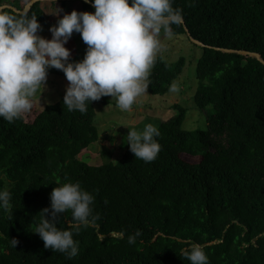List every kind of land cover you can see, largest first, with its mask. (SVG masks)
I'll use <instances>...</instances> for the list:
<instances>
[{"label":"trees","instance_id":"obj_1","mask_svg":"<svg viewBox=\"0 0 264 264\" xmlns=\"http://www.w3.org/2000/svg\"><path fill=\"white\" fill-rule=\"evenodd\" d=\"M30 1L0 0V7L37 16L41 33L48 26L41 2L25 14L13 11ZM77 1L81 12L94 11L90 0ZM172 6L183 16L171 26L173 36H186L202 51L194 102L212 111L206 128L183 129L186 110L174 104L175 114L156 127L160 150L153 161L135 158L125 143L116 162L89 165L78 155L98 141L94 106L108 105V96L82 114L63 105L64 91L39 111L31 100L30 111L11 123L0 118V190L10 193V208H0V264H190L184 253L193 243L208 264H264V64L220 50L264 60V0H172ZM184 66L182 56L173 63L155 56L147 92L168 94ZM48 76L64 74L50 68ZM65 182L90 192L99 215L98 228L73 234L79 251L71 259L45 249L34 233L53 187ZM57 220L59 229L72 226L70 211ZM121 230L122 237L113 234Z\"/></svg>","mask_w":264,"mask_h":264},{"label":"clouds","instance_id":"obj_2","mask_svg":"<svg viewBox=\"0 0 264 264\" xmlns=\"http://www.w3.org/2000/svg\"><path fill=\"white\" fill-rule=\"evenodd\" d=\"M89 2V0H85ZM93 12L64 14L49 27L51 39L38 35L42 26L37 16L12 14L0 10V118L11 123L32 108L31 97L44 88L48 70L63 72L67 86L63 105L68 111L85 113L92 101L103 96L115 98L116 107L129 110L136 98L148 88V77L155 56L161 47L159 35H173L171 26L179 25L183 16L173 8L172 0H90ZM79 33L86 44L80 61H70V50L64 45L73 33ZM173 83L170 91H176ZM160 135L152 124L141 130L131 129L126 143L135 158L151 162L160 150L154 137ZM50 205L40 211V222L34 233L45 249L66 254L71 259L78 254V241L73 234L81 226L98 228L99 215H93L94 196L79 182H65L53 187ZM0 208H10V193L0 190ZM71 212L72 226L59 229L58 214ZM46 216L48 218H46ZM123 236L121 230L113 233ZM140 235L127 237L134 244ZM12 247L18 243L11 239ZM190 264H208V257L199 244L193 243L184 253Z\"/></svg>","mask_w":264,"mask_h":264},{"label":"rangeland","instance_id":"obj_3","mask_svg":"<svg viewBox=\"0 0 264 264\" xmlns=\"http://www.w3.org/2000/svg\"><path fill=\"white\" fill-rule=\"evenodd\" d=\"M40 2L48 17V26L37 34L45 39H51L49 27L55 25L64 14L73 10L81 12L80 3L77 0H44ZM158 38L161 47L156 56L169 59L172 63L180 56L185 58V66L181 75L172 82L177 85V90L169 91L164 96L150 95L146 90V93L136 98L132 107L127 111L116 107L115 98L110 96H108V105L95 104V124L98 128L99 138L96 143L91 144L78 155V158L89 165H100L108 160L116 162L123 153L128 130H141L146 124L157 127L159 123L175 114L174 104L181 105L186 110V117L182 124L183 129L206 128V119L212 111L210 108L201 111L194 102V92L197 86L196 65L201 56V49L190 44L186 36L176 38L161 32ZM65 47L70 50V55L74 56L72 61H80L83 59L87 46L79 33L74 32ZM67 83L65 76H48L44 88L38 89L30 98L33 102L35 101L36 110L39 111L47 104L57 101L60 94L65 91Z\"/></svg>","mask_w":264,"mask_h":264},{"label":"water","instance_id":"obj_4","mask_svg":"<svg viewBox=\"0 0 264 264\" xmlns=\"http://www.w3.org/2000/svg\"><path fill=\"white\" fill-rule=\"evenodd\" d=\"M40 1H44V0H31L29 3H27L25 5V7L19 11L15 8H13V11H15L16 13H22V14H25L27 13L31 6L37 2H40ZM5 8H11V6H1L0 7V10H3ZM183 22V21H182ZM187 30V29H186ZM190 40L195 43L196 45H199V46H203V44L197 40H195L194 38L190 37ZM220 50L224 51V52H228V53H237V54H245V55H251V56H255L261 63L264 64V60L261 58V56L257 53H253V52H248V51H243V50H230V49H221Z\"/></svg>","mask_w":264,"mask_h":264}]
</instances>
